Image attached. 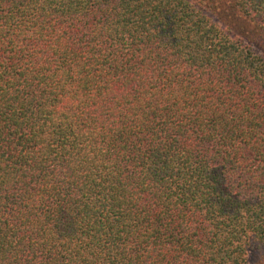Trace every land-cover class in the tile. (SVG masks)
Returning <instances> with one entry per match:
<instances>
[{
    "label": "trees",
    "instance_id": "obj_1",
    "mask_svg": "<svg viewBox=\"0 0 264 264\" xmlns=\"http://www.w3.org/2000/svg\"><path fill=\"white\" fill-rule=\"evenodd\" d=\"M249 236L264 0H0V264H246Z\"/></svg>",
    "mask_w": 264,
    "mask_h": 264
},
{
    "label": "rangeland",
    "instance_id": "obj_2",
    "mask_svg": "<svg viewBox=\"0 0 264 264\" xmlns=\"http://www.w3.org/2000/svg\"><path fill=\"white\" fill-rule=\"evenodd\" d=\"M230 15L227 17H221L231 20L234 27H237L238 31L244 34V31H247L253 27V20L246 18L244 14L237 9L229 10ZM213 19H217L218 16L210 14ZM243 40V39H242ZM244 41V40H243ZM254 50L260 52V50L254 47ZM245 259L246 264H264V239L258 240L251 236L248 237L245 243Z\"/></svg>",
    "mask_w": 264,
    "mask_h": 264
}]
</instances>
